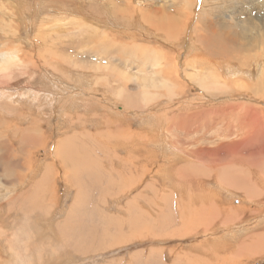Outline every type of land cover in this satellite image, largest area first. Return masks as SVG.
I'll return each mask as SVG.
<instances>
[{
  "label": "rangeland",
  "instance_id": "obj_1",
  "mask_svg": "<svg viewBox=\"0 0 264 264\" xmlns=\"http://www.w3.org/2000/svg\"><path fill=\"white\" fill-rule=\"evenodd\" d=\"M125 1L0 0V264H264V0Z\"/></svg>",
  "mask_w": 264,
  "mask_h": 264
},
{
  "label": "bare ground",
  "instance_id": "obj_2",
  "mask_svg": "<svg viewBox=\"0 0 264 264\" xmlns=\"http://www.w3.org/2000/svg\"><path fill=\"white\" fill-rule=\"evenodd\" d=\"M262 1V0H261ZM185 2V1H184ZM263 2V1H262ZM80 3V2H79ZM43 4V3H42ZM54 4V3H53ZM76 4H78L77 2H76ZM81 5H82V3H80ZM177 4V3H176ZM252 4V3H251ZM259 4V3H258ZM52 5V4H51ZM79 5V4H78ZM103 5V4H102ZM172 5V4H171ZM264 5V4H263ZM75 6V5H74ZM80 6V5H79ZM48 7V6H47ZM242 7V6H241ZM46 8V7H45ZM125 8L126 9H128V10H130V12H131V14L130 15H133L134 17L137 15V13H138V15H140V16H142V18H144V19H146V17H145V15L143 14L144 13V11L142 12V11H140V9L139 8H136V7H134V6H131V4H130V2L128 1V0H126L125 1ZM47 9H49V8H47ZM51 9V8H50ZM57 9V8H56ZM64 9V8H63ZM72 10L73 8H69V10ZM83 9V8H82ZM116 9H117V7H116ZM176 9H177V7H176ZM68 10V11H69ZM71 10H70V12H71ZM74 10H75V8H74ZM79 10V9H78ZM118 10V9H117ZM50 11V10H49ZM73 11V10H72ZM80 11V10H79ZM79 11H76V14L79 12ZM162 11V10H161ZM181 11H182V9H181ZM249 11V10H248ZM61 12H62V10H61ZM61 12H59V14H61ZM67 11H65V13H66ZM75 12V11H74ZM73 12V13H74ZM85 12V11H84ZM116 12H118V11H116ZM159 12V11H158ZM252 12V11H251ZM48 13H50V12H48ZM64 13V14H65ZM161 13V12H160ZM217 13V12H216ZM51 14V13H50ZM53 14V13H52ZM51 14V15H52ZM56 14V13H55ZM163 14H164V12H163ZM168 14V13H167ZM129 15V14H128ZM180 15V14H179ZM255 15V14H254ZM83 16V15H82ZM115 16H117V14H115ZM132 16V17H133ZM171 17V16H170ZM182 17V16H181ZM192 17V16H191ZM204 17V16H203ZM75 18V17H74ZM137 18V17H136ZM194 18V17H193ZM197 18V17H196ZM196 18H194V20H196ZM205 18V17H204ZM261 20L264 22V10H263V13L261 14ZM73 19V18H72ZM79 19V18H78ZM164 19V18H163ZM169 19V18H168ZM174 19V18H173ZM126 20V19H125ZM131 20V19H130ZM133 20V19H132ZM166 20V19H165ZM187 20V19H186ZM43 21V20H42ZM47 21H48V19H47ZM80 21V20H79ZM84 21V20H83ZM87 21V20H86ZM85 21V22H86ZM145 21H147L148 22V20L146 19ZM167 21V20H166ZM165 21V22H166ZM200 21V20H199ZM49 22V21H48ZM51 22V21H50ZM74 22H75V20H74ZM77 22V21H76ZM82 22V21H81ZM151 22V21H150ZM154 22L155 21H152L151 22V24H150V26L151 27H153V28H157L160 32H162V29L164 28V26L163 25H158L157 24V26L156 25H154ZM39 23H40V21H39ZM42 23H44V22H42ZM158 23V22H157ZM171 23H172V21H171ZM253 23V22H252ZM45 24V23H44ZM167 24V23H166ZM177 24V23H176ZM222 24V23H221ZM220 24V25H221ZM229 24V23H228ZM227 24V25H228ZM243 24V23H242ZM246 24V23H245ZM244 24V25H245ZM251 24V23H250ZM154 25V26H153ZM173 25V24H172ZM171 25V26H172ZM249 25V24H248ZM252 25V24H251ZM47 26V25H46ZM68 26V25H67ZM75 26V25H74ZM83 26V25H82ZM108 26V25H107ZM169 26V25H168ZM171 26H170V28H171ZM174 26V25H173ZM172 26V27H173ZM194 26V25H193ZM199 26H200V24H199ZM253 26V25H252ZM264 26V25H263ZM111 27V26H110ZM192 27V26H191ZM170 28L168 29L169 30V32H170ZM174 28V27H173ZM173 28H171V31L173 32L174 31V29ZM197 28V27H196ZM196 28H195V30H196ZM151 29V28H150ZM165 29H167V27L166 28H164V30ZM180 29V28H179ZM199 29V30H198ZM198 29H197V31H196V35L193 37V40L195 41V49L196 50H200V52H198V53H196L197 55H199V56H210L211 57V60H213V61H216L218 64H220V62H226V61H228V62H234V61H238L237 63H239V65H243V63L246 61H244V60H241L240 58H241V55H242V57L244 58V59H246L247 57H248V55H249V53H251V52H253V51H256V46H257V44H258V41H256L255 42V44L251 41L249 44H245V42H243V44H241L240 43V40H242L241 39V36H240V33L238 32V35H237V33L236 34H232L231 33V30H229V29H225L224 28V26L222 25V26H220V27H215V26H213L211 23H206L205 24V26L203 27V26H201L200 28L198 27ZM69 30V29H68ZM71 30V29H70ZM187 30V29H186ZM71 31H73V30H71ZM62 32V31H61ZM77 32V31H76ZM164 32V31H163ZM169 32H166V33H169ZM243 32V31H242ZM246 31H244V33H245ZM261 32V31H260ZM262 34H261V36L264 38V31L262 30V32H261ZM158 34H159V32H158ZM246 34V33H245ZM250 34V33H249ZM175 35V34H174ZM187 35V34H186ZM182 36V35H181ZM112 37V36H111ZM110 37V38H111ZM251 37V36H250ZM191 38V37H190ZM252 38V37H251ZM258 38V37H257ZM245 39V38H244ZM250 39V38H249ZM254 40V39H253ZM256 40V39H255ZM113 41V40H112ZM116 41V40H115ZM115 41H114V44H115ZM262 41V40H261ZM105 43V41H103V44ZM111 43V42H110ZM119 43V42H118ZM120 44H122V43H120ZM102 45V44H101ZM115 45H117V44H115ZM125 45V44H124ZM37 46V45H36ZM261 46V45H260ZM107 47H108V45H107ZM125 47V46H124ZM129 47V46H128ZM262 47V46H261ZM260 47V48H261ZM100 48V47H99ZM104 48V47H103ZM264 48V47H263ZM106 49V48H105ZM110 49V48H109ZM217 49H219V50H223V51H221V52H219V53H215V51L217 50ZM133 50V49H132ZM135 50V49H134ZM138 50V49H137ZM262 50V49H261ZM261 53V52H260ZM214 54L215 55H217L218 57H214ZM50 55V54H49ZM4 56V55H3ZM56 56V55H55ZM263 56V55H262ZM199 59V58H198ZM250 59V58H249ZM5 60H7V59H5ZM248 60V59H247ZM18 62H20L21 63V61H18ZM17 62V63H18ZM197 62V61H196ZM2 63H3V61H2ZM193 64V63H192ZM218 64H216L214 67H212V66H210V68H209V72H211L213 69H215V68H220V65H218ZM225 64V63H224ZM2 65V64H1ZM204 65H206V64H203V66ZM222 65V64H221ZM207 66V65H206ZM189 67V66H188ZM187 67V68H188ZM191 67V66H190ZM19 69V68H18ZM208 69V68H207ZM240 71H242L243 73H246V74H251L252 76H253V79L258 75V74H260L261 76L258 78V80H261L262 81V83H263V86H264V68L262 67V65L261 64H257V69H256V73L255 74H252V69L251 70H247V69H245L244 68V66H241L240 68ZM230 70V69H229ZM217 72H218V74H219V77H218V81H223V79L221 80L220 78L223 76V75H221V71H220V69H218V70H216ZM234 74V73H233ZM232 77V76H231ZM19 80V79H18ZM225 80V79H224ZM234 80H237V79H234ZM217 81V82H218ZM240 81V80H239ZM236 82V81H235ZM223 83H224V81H223ZM221 84V83H220ZM27 86V85H26ZM25 86V87H26ZM41 86V85H40ZM36 90V89H35ZM214 90V89H213ZM18 92V91H17ZM45 92V91H44ZM15 93V92H14ZM144 93V92H143ZM11 96V95H10ZM263 96V95H262ZM260 97V96H259ZM22 98V97H21ZM31 98V97H30ZM264 98V97H263ZM25 100V99H24ZM39 100V99H38ZM34 102V101H33ZM41 102V101H40ZM32 103V102H31ZM38 103V102H37ZM146 105V104H145ZM18 106V105H17ZM132 106V105H131ZM236 106H237V104H234V105H232V107L234 108H236ZM11 107V106H10ZM144 107V106H143ZM135 110V109H134ZM1 111V110H0ZM233 111V109H230V112H232ZM43 114V113H42ZM34 119V118H33ZM176 119V118H175ZM181 122V121H180ZM184 122V121H183ZM169 123V122H168ZM250 123V121L248 120V119H245L244 118V120L242 121V123L240 122V124L238 123V129L239 130H241L242 132L243 131H245L246 129H251V128H249V127H247L245 124H249ZM31 125V124H30ZM249 126V125H248ZM39 127V126H38ZM170 127V126H169ZM169 127H168V129H169ZM31 128V127H30ZM30 128H28V132H26V133H28V134H30V132H31V130H30ZM167 129V130H168ZM39 130V129H38ZM122 130V129H121ZM16 131V130H15ZM36 131V130H35ZM37 133V132H36ZM119 134V133H118ZM175 136V135H174ZM32 138H35V139H38L37 141H39V139H40V137H41V134H39V135H37V136H35V137H33V136H31ZM41 138H43V137H41ZM22 139V138H21ZM15 140V139H14ZM25 140H29L30 141V138L28 139V138H25ZM25 140H24V142H25ZM28 141V142H29ZM40 141H41V139H40ZM39 141V142H40ZM175 141V140H174ZM27 142V141H26ZM35 143V142H34ZM176 144V143H175ZM174 145V144H173ZM21 147V146H20ZM43 148V147H42ZM23 149V148H22ZM25 149V148H24ZM54 149V148H53ZM20 151V150H19ZM179 151V150H178ZM2 152V151H1ZM56 152V151H55ZM55 152H53V153H55ZM10 153H11V151H10ZM6 154H8V153H6ZM62 153H60L59 155H61ZM65 155H67L66 153H64ZM54 155V154H53ZM59 155H56V158H58L59 157ZM63 155V154H62ZM72 155V154H71ZM70 155V156H71ZM78 155V154H77ZM5 156V155H4ZM8 156H9V154H8ZM69 156V155H68ZM74 156V155H73ZM73 156H71V157H73ZM76 156V155H75ZM80 156V155H79ZM117 156V155H116ZM186 156H188V155H186ZM10 157V156H9ZM8 157V158H9ZM60 157H63V156H60ZM81 157V156H80ZM4 158V157H3ZM122 158V157H121ZM124 158V157H123ZM133 159H135V158H133ZM1 160V159H0ZM12 160V159H11ZM78 160V159H77ZM80 160V159H79ZM78 160V161H79ZM82 160V159H81ZM119 160H121V159H119ZM123 160V159H122ZM4 161V160H3ZM8 161H9V159H8ZM87 161V160H86ZM67 162V161H66ZM72 162V161H71ZM81 162V161H80ZM122 162H124V166H125V158H124V161H122ZM122 162H121V164H122ZM189 162V161H188ZM3 163V162H2ZM28 163H30V162H28ZM77 163H79V162H77ZM82 163H83V161H82ZM81 163V164H82ZM129 163H131V162H129ZM196 163V162H195ZM0 164H1V162H0ZM80 164V166H82ZM87 164L88 163H86V165H84V163H83V165H84V167L85 166H87ZM230 164V163H229ZM121 166V165H120ZM132 166H133V164H132ZM76 167V166H75ZM73 168V170L74 169H76V168ZM78 167V166H77ZM127 167V166H126ZM71 168V169H72ZM128 168H130V167H128ZM201 168V167H200ZM246 168V167H245ZM84 169V168H83ZM171 169V168H170ZM65 169H63V171H64ZM68 172H69V170H68V168L66 169ZM125 170H126V168H124L123 170H120L118 173H120L119 175L121 176V174L124 176V174H125ZM77 172H78V170H76ZM98 172L100 171L99 169L97 170ZM132 171V170H131ZM131 171H129V172H131ZM44 172V171H43ZM106 172H109V171H106ZM105 172V173H106ZM65 173V172H64ZM76 173V172H75ZM79 173H80V171H79ZM79 173L78 174H75V175H79ZM179 173V172H178ZM68 174V173H67ZM100 174V172L98 173V175ZM107 174H110V176L112 175V173H107ZM70 175V174H69ZM69 175H67L66 177H69ZM128 175V174H127ZM105 176V175H104ZM107 177H109V176H107ZM125 177V176H124ZM123 177V178H124ZM106 178V177H105ZM110 178V177H109ZM108 178V179H109ZM111 178H112V176H111ZM121 178H122V176H121ZM225 178V177H224ZM70 179H71V177H70ZM107 179V178H106ZM126 179V178H125ZM103 180H104V178H103ZM224 180V179H223ZM123 181V180H122ZM125 181V180H124ZM48 183V182H47ZM70 183V182H69ZM104 183V182H103ZM243 183V182H242ZM190 184V183H189ZM199 184V183H198ZM244 184V183H243ZM47 185V184H46ZM173 185V184H172ZM179 187V186H178ZM183 187V186H182ZM91 188V187H90ZM44 189V188H43ZM46 190V189H45ZM44 190V191H45ZM253 190H254V187H253ZM251 191H252V189H251ZM189 192V191H188ZM48 192H46V194H47ZM171 193H173V192H171ZM261 193V192H260ZM49 194V193H48ZM211 194V193H210ZM42 195H44V194H42ZM42 195H40V197L42 196ZM176 195V194H175ZM179 195V194H178ZM1 196V195H0ZM49 197V195H45V198H43V199H45L47 202L46 203H49L50 202V200L51 199H49L48 197ZM155 196V195H154ZM43 197V196H42ZM151 197V196H150ZM0 198H2V197H0ZM149 198V197H148ZM176 198V197H175ZM183 198V197H182ZM250 198V197H249ZM180 199V198H179ZM211 199V198H210ZM35 200V199H34ZM176 200V199H175ZM183 200V199H182ZM42 202L44 203V201L42 200ZM179 202V201H178ZM205 204H207L206 202H205ZM175 205H178V204H175ZM179 206V205H178ZM40 207V206H39ZM185 207V206H184ZM184 207H183V209H184ZM74 208H72V210H73ZM169 209V208H168ZM222 211V210H221ZM74 212H76L75 210L73 211V213ZM176 212H177V210H176ZM183 212V214H185L184 213V211H182ZM193 213V212H192ZM69 214L71 215V211L69 212ZM75 214V213H74ZM74 214H72V215H74ZM178 214H180V213H178ZM70 215H69V217H70ZM187 215V214H186ZM223 215V214H222ZM180 216V215H179ZM181 216H182V214H181ZM180 216V217H181ZM176 217V216H175ZM219 217V216H218ZM75 218H77V217H75ZM160 218V217H159ZM186 218V217H185ZM185 218H184V216H183V218L181 217V219L183 220L184 219V224H185V221H187V220H185ZM73 219V218H72ZM178 219V218H177ZM178 220H180V219H178ZM189 221V220H188ZM187 221V222H188ZM166 223H168V222H166ZM179 224H180V222H179ZM179 224H177L178 226H180ZM187 224V223H186ZM185 224V225H186ZM67 224H65L64 226H66ZM186 227V226H185ZM82 228V225H81V227H80V229ZM89 228V227H88ZM73 233H75L73 230H71ZM82 233H84V234H87L86 232H85V230L83 229V231H82ZM1 234V233H0ZM263 239V238H262ZM264 243V242H263ZM262 243V245H264ZM242 245V244H241ZM251 245V244H250ZM252 246V245H251ZM256 247H254V248H257V246H259V245H255ZM16 254V253H15ZM17 258V257H16ZM18 260V259H17Z\"/></svg>",
  "mask_w": 264,
  "mask_h": 264
}]
</instances>
